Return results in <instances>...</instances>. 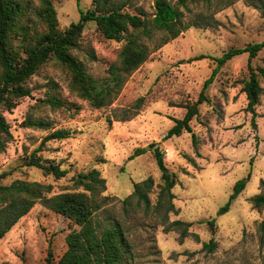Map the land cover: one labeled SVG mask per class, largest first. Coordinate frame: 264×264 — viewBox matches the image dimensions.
<instances>
[{"label":"rangeland","instance_id":"374dc122","mask_svg":"<svg viewBox=\"0 0 264 264\" xmlns=\"http://www.w3.org/2000/svg\"><path fill=\"white\" fill-rule=\"evenodd\" d=\"M36 5L38 0H27ZM123 1V10L147 17L153 12L152 0ZM172 2L174 0H171ZM217 0L206 4L201 0L187 2L185 21L213 20L215 26H190L175 38L151 51L147 58L126 78L119 93L107 106L92 108L67 88V74L47 63L27 80L29 96L21 97L10 111H1L9 126L10 137L0 151V172H6L1 183L13 178L50 183V193L62 191L68 176L95 167L105 181L104 195L112 196L105 208L122 218L120 199L131 192L132 183L150 177L148 193L153 204L159 190V170L149 144L163 152L167 169L174 175L171 188L174 213L168 220L188 222L189 234L179 238V229L164 231L152 207L146 212H131L125 224L132 244V264H264V208L251 206L249 197L264 182V81L263 92L255 106V126L245 111V96L240 90L247 77V55L231 57L215 72L197 104V114L189 121L191 132L165 137L172 118H181L185 103L196 100L203 81L215 63L199 54L220 56L230 47H242L263 38L264 20L259 11L243 0L221 7ZM59 27L75 22L79 9L86 10L91 0H51ZM205 23V22H204ZM160 32L140 41L148 48L158 40ZM122 40L104 39L87 21L81 32L79 47L72 52L86 71L102 78L109 63L117 62ZM95 55L90 60L85 51ZM251 67L264 66V48L250 59ZM57 94L68 107H52L43 102L49 94ZM141 98L135 110L136 100ZM78 106L75 110L73 106ZM134 113H132V111ZM128 119L120 120L122 115ZM26 117L43 119L47 129L27 127ZM109 119V120H108ZM53 129H67L61 140L42 143L35 154L42 159L59 161L70 171L53 179L40 170L22 165L27 155L37 149L45 134ZM195 136V147L191 142ZM142 152L130 158L135 149ZM250 176L242 191L231 201L229 209L216 214L235 180ZM213 219L210 230L207 221ZM77 229L68 218L36 202L29 211L0 238V264H44L48 242L54 259L64 251L65 235ZM212 239L214 249L207 251L201 243Z\"/></svg>","mask_w":264,"mask_h":264},{"label":"trees","instance_id":"16d2710c","mask_svg":"<svg viewBox=\"0 0 264 264\" xmlns=\"http://www.w3.org/2000/svg\"><path fill=\"white\" fill-rule=\"evenodd\" d=\"M193 0H152L153 12L147 17L142 10L132 13L123 10L125 3L117 0H91L86 10L79 9L75 22H70L65 28H60L51 0H38L31 5L27 0H0V151L3 150L7 138L10 137L9 126L1 111H10L17 100L29 96L28 78L43 65L50 63L62 69L68 76L67 88L76 97L87 101L92 108L109 105L119 93L127 76L136 69L151 51L178 36L190 26H215L212 19L200 22L198 19L185 21L183 11L187 2ZM208 4L212 0H201ZM221 7L228 6L236 0H217ZM216 1V2H217ZM259 11L264 20V0H243ZM78 3V0H76ZM93 21L95 29L104 39L122 40L117 52V62L109 63L102 78L89 74L82 62L72 52L79 47V40L84 24ZM205 22V23H204ZM160 32L153 47L148 48L140 41L150 39L153 32ZM264 48L263 38L242 47H230L220 56L199 54L195 59L208 57L215 65L209 76L203 81L195 101L185 103V111L181 118H172V125L167 129L165 137L179 135L182 131L191 132L189 121L197 114V104L206 101L205 88L211 82L217 69L231 57L246 53L247 77L242 80L240 90L245 96V111L250 114V124L255 126V106L263 88L259 80L264 81V66L251 67L250 59ZM90 60L95 59L91 50L85 51ZM50 106L68 107L57 94H49L43 100ZM141 98L136 100L135 110L139 108ZM75 110L78 106H73ZM132 113H134V111ZM129 115L119 119L126 120ZM109 120V119H108ZM22 123L27 127L47 129L49 123L43 119L26 117ZM69 134L67 129H53L43 136L37 149L32 150L23 160L22 165L40 170L44 176L59 179L69 174L68 168L61 167L59 161L42 159L36 155L40 145L48 140H61ZM191 142L196 152L195 136ZM151 154L159 170V190L153 204L148 193L153 181L146 177L132 183L129 194L120 199L121 217H116L105 208L107 200L112 196L104 195L105 181L95 167L85 171H76L68 176V182L60 192L50 193V183L36 180L13 178L6 183L1 179L6 172H0V238L25 215L36 202L47 209L68 218L77 229L70 230L64 237L65 249L54 259L50 242H48L44 264H132V244L127 232L130 229L125 224L128 210H141L146 213L151 207L152 212L159 216L158 223L164 225L163 230L179 229V238L189 234L188 222L179 219L168 220V213H174L171 188L175 184L174 175L167 169L163 152L156 144H149ZM135 149L130 158L142 152ZM250 172L235 180L231 186L225 203L216 214H222L229 209L231 201L244 188ZM260 189L249 197L251 206L264 208V182ZM264 221V216L261 222ZM210 230L213 229V219L207 221ZM215 243L212 239L201 243V248L211 251Z\"/></svg>","mask_w":264,"mask_h":264}]
</instances>
